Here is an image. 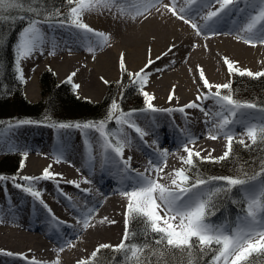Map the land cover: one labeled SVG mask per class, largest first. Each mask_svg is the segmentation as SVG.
I'll return each instance as SVG.
<instances>
[{"label": "bare ground", "instance_id": "obj_1", "mask_svg": "<svg viewBox=\"0 0 264 264\" xmlns=\"http://www.w3.org/2000/svg\"><path fill=\"white\" fill-rule=\"evenodd\" d=\"M193 2L194 0H174L177 10L185 8L187 13L193 9ZM138 6L135 0H116L107 6L102 4V8L89 15L90 19L86 18L107 38L108 46H105L102 54L91 64V70L102 71V78L113 76V62L122 53L130 70L133 66L135 70L143 68L149 57L155 61L147 70V89L154 96L152 103L157 111L144 110L129 115V119L147 135L141 139L135 131L125 125L119 134V138L128 141L122 157L107 149L100 134L91 129V136L87 138L86 143L79 142L74 132L69 130L68 135L59 133L57 140L52 134L49 135L51 140L47 141L46 137L39 136L40 143L37 144L30 142L31 138L27 135L18 136L14 147L29 152L27 164L19 177H39L43 169L51 165L50 170L62 174L63 178H57L59 189L56 187V181L40 180L36 185L33 183L32 187L41 192L39 199L20 193L19 189L13 187L11 179L5 181L12 192L6 196L7 203L1 204L0 201V264H24L23 260L17 258L20 254L42 264H52L53 261H58V264H76L82 255L91 254L98 244H118L125 231L121 223V219L125 222L121 193L125 188L130 189L134 182L130 177H135L138 173L150 174L157 178L155 172H146L150 158L158 157L164 149L168 150L163 172L159 174L164 178L158 179V182L171 186L172 177L168 174L174 173L182 164L181 157L186 153L180 143L186 137L197 138L195 143L188 144V147L200 152L202 156L211 153V156L220 157L226 150L227 141L223 135H219L215 140L208 138L213 125L220 120V117L215 115L219 109L211 99L197 101V96L207 91L203 89L199 79V70L202 69L208 81L215 85L225 83L226 72L221 67L224 58L237 61L241 68L249 67L252 71L255 70L253 67L261 68L264 63L262 47L245 43L249 35L244 30L247 20L236 25L235 20L232 21L236 27L233 39L224 37L225 40L214 42L207 39L211 38L210 36L200 38L189 24L177 19L160 4L144 15H137ZM217 7L218 4L207 7L204 14L193 18L192 22L205 25L207 22L203 17ZM223 19L230 20L226 15ZM215 27L216 24L213 23L205 30H217ZM56 31L66 39L76 42L75 50L79 53L84 51L83 47L88 46L83 40L87 37L84 34L79 35L61 27ZM228 33L234 32L228 29ZM42 35V45L25 58L26 61H37L36 64L40 66V59L52 55L56 72L70 70L69 73H75L81 89L86 92H98L100 88L103 90V86L100 87L96 83L94 74L86 71L85 56H57V52H69L73 46L65 48L45 32H42ZM149 42L150 47L147 45ZM164 42L168 45L161 51L148 55L149 50L152 52ZM173 45L175 47L169 52ZM61 48L64 50H60ZM157 57L161 59L157 60ZM168 58L173 61L179 58V63L170 66L164 64L163 70L157 71V63L167 62ZM181 60H184L183 63ZM66 74L65 72L63 76ZM173 88L174 98L169 101ZM190 102H197L200 107L185 108ZM181 108H184V111H180ZM242 111L250 114L248 109ZM205 112H208V115H205ZM246 119L251 120L249 115ZM233 127L237 133L234 137L243 139L246 143L251 140L240 124ZM43 139L45 141H42ZM11 140L12 138L7 136L0 141L9 144ZM58 152L63 153L64 159L61 162L56 160ZM67 181L76 182L79 188ZM245 187L247 186H243ZM61 190L66 196L61 194ZM81 217L83 220L87 219L88 227H84ZM69 241L71 246H68ZM77 245L80 247L75 249ZM61 246L64 250L57 253Z\"/></svg>", "mask_w": 264, "mask_h": 264}, {"label": "snow or ice", "instance_id": "obj_2", "mask_svg": "<svg viewBox=\"0 0 264 264\" xmlns=\"http://www.w3.org/2000/svg\"><path fill=\"white\" fill-rule=\"evenodd\" d=\"M30 3V0H28ZM68 4L75 3V7L70 8L69 17L67 19L58 18L56 23L61 26L67 25L74 27L78 30H84L88 33H93L94 30L81 20L82 13L97 4H104L105 6L115 3L116 0H66ZM197 4H203L205 7H210L213 4H218L215 10H210L203 19L207 22L201 26L192 22L191 17L186 15V9L180 8L177 10L174 0L172 3L165 4L163 0H135L137 7V15H144L149 12L152 7L160 4L169 13L175 16L177 19L182 20L185 24H189L197 35L203 34L205 28H209L211 24L215 23L221 18L222 15L228 14L233 9L240 12H245L246 9L250 10L249 17L246 22L245 31L249 33L245 39V43H252L255 40L264 43V0H194ZM26 0H0V13L5 11V5L9 10L17 9L20 11H29L35 13L38 12L32 7L25 8ZM244 5V7H240ZM159 10V9H157ZM57 17H60L59 11L56 13ZM11 19V17H7ZM23 18V17H21ZM0 19H4L0 15ZM51 14L45 16L44 20L32 19L29 21L26 27L19 33L17 43L15 45V52L17 56V68L19 59L27 58L33 54L43 43V35L39 25L43 23H49ZM97 36L104 37V33H94ZM215 34V33H213ZM207 38V37H206ZM174 45L169 48V52L172 51ZM150 52V50H149ZM167 55V53H165ZM161 57H157V60ZM224 65L227 68L229 75L237 74L239 76L249 77H264V71L253 73L247 69H240L234 66V62L224 58ZM155 63L149 58L148 63L139 72L133 74L128 73L126 69V58L122 53L119 60V66L122 72L129 76H134V83L143 85L148 79V69ZM161 71V69H157ZM75 73L69 75L68 80L71 81ZM23 80L22 75L17 77ZM103 79V78H101ZM199 79L202 82L203 89L207 91L201 92L197 96V101L205 99H211L215 102V105L219 109L215 115L220 117L218 123L213 125V129L210 130L208 138L217 139L219 135H223L226 138V150L223 155L218 159H226L230 156L235 132L234 125L240 124L247 136L255 144L257 140L264 141V116L260 117L259 122H255L256 117L252 116L251 120L246 119L250 114L244 113L243 109H259L261 113H264V108L251 102H242L236 100L231 91L224 94L222 90H230V83L224 84H211L206 78L202 69L199 70ZM104 83H108L104 81ZM78 87V85L74 86ZM215 88L216 91L212 92L211 89ZM175 89L169 94V101L174 98ZM140 94L144 98L145 110L157 111L152 101L154 96L147 91L140 89ZM185 108H199L200 104L197 102H190L184 106ZM119 108V105L113 101L110 106L107 119L111 121L113 119L114 112ZM184 111V108L179 109ZM203 110V109H201ZM135 111V110H134ZM171 111V110H166ZM208 115V112H205ZM115 122L117 125H126L128 128L135 131L142 139L147 133L143 131L134 121L129 119L122 111L121 114L115 116ZM207 123V122H206ZM39 122L32 120H21L15 127L21 125H32ZM60 129H84L93 130L99 132L103 141V145L113 151L116 156L122 157L125 144L128 142L125 138L116 139L115 144L111 142V134L106 131V125L103 120L92 122H74V123H58L54 125ZM86 135L85 133H82ZM196 137H186L184 141L180 143V147L187 157H181L183 165L175 169L174 173L168 174L171 178V186L158 182L160 173L163 172L164 161L168 155V150L164 149L160 152V155L156 158L149 159V166L146 172L156 173L154 178L152 175H145V173H138L135 177H130L134 182L130 189L125 188L122 191V195L127 198V205L125 209V233L121 242L116 246L108 244H101L91 253L89 259H80L77 264H92L93 260L97 257L101 249L112 248L116 252L130 251L132 257L137 256L138 245L129 244V217H141L143 218L146 228L151 233L156 234L159 238L156 239V244H166L172 249L191 250L194 246H199L203 252L205 250H212L213 246H218L215 249V255L212 258L210 264H252L255 257L264 256V169L259 173H256L250 177H210L208 180L197 177L192 179L188 174L192 168L195 167L194 157L201 160L214 159L211 153L206 157H201L200 152H194L188 147V144H194ZM154 143H156L154 141ZM239 143L243 144L241 139ZM27 153L23 154L26 157ZM64 159L63 153L58 152L56 154L57 162H61ZM130 160V158H129ZM51 165L44 168L39 177H19L24 181V184L17 183V176H12L13 187L22 190L25 193L30 194L32 197L39 199L41 192L32 187L34 182L44 181H56V187L59 189L60 185L57 180L59 177L62 179V174L52 172ZM127 168V162H125ZM23 168V162L21 163V169ZM9 177L0 175V181H7ZM210 180H221L226 182V185L231 187L235 186H247L244 188L245 195L247 197V206L244 209L245 215L239 218L237 227L232 231H225L221 227L214 226L207 222L208 215L212 214L209 211L210 207V195L204 191V186L209 183ZM258 181L257 183H253ZM87 182V181H85ZM67 183L79 188V184L74 181H67ZM87 191V190H85ZM219 191V189H217ZM61 194L65 195L62 192ZM94 211V210H93ZM114 223V221H113ZM84 227H88L87 219L83 220ZM68 246H71V242H68ZM64 247L61 246L57 249V253L62 252ZM8 255H12L8 253ZM18 259L23 260L24 264H42V262L35 259L29 260L23 254H20ZM52 264H58V261H53Z\"/></svg>", "mask_w": 264, "mask_h": 264}, {"label": "trees", "instance_id": "obj_3", "mask_svg": "<svg viewBox=\"0 0 264 264\" xmlns=\"http://www.w3.org/2000/svg\"><path fill=\"white\" fill-rule=\"evenodd\" d=\"M75 6V3L68 4L66 0H30V3L26 0L25 8H34L39 13L38 16L33 12L9 10L7 5L4 6L5 11L0 13L4 17L0 19V131L21 120L52 124L106 121L115 98H118V105L124 111L145 107L140 84L134 83V78L128 81V77L121 76L120 81L126 83L121 89L118 88L120 81L110 82L102 101L91 102L77 98L74 85L67 80L57 81L50 69L41 71L38 76L42 99L31 102L24 97V82L17 78L19 72L15 45L19 33L30 20H44L48 14H51L50 21L67 19L70 8ZM57 11L60 17L56 16ZM231 87L222 92L227 94L231 91L236 100L251 102L264 108V77L236 74L233 77V88ZM105 125L112 137L113 123L108 120ZM194 161L195 167L188 173L193 180L197 177L206 180L210 177H250L264 169V141L257 140L255 144L247 146L234 141L230 156L219 163H205L197 157H194ZM22 162L23 156L13 151L0 156V175H16ZM215 181L216 185L209 193V211L212 214L208 217L221 210H241L243 202L236 186L230 188L224 181ZM128 228V243L139 247L137 256L116 252L112 248L101 249L92 264H210L218 247L214 245L212 250L202 252L199 246H194L189 251L156 244L159 237L147 230L141 217H129ZM252 264H264V256L255 257Z\"/></svg>", "mask_w": 264, "mask_h": 264}, {"label": "rangeland", "instance_id": "obj_4", "mask_svg": "<svg viewBox=\"0 0 264 264\" xmlns=\"http://www.w3.org/2000/svg\"><path fill=\"white\" fill-rule=\"evenodd\" d=\"M166 2L169 4V3H171V0H164V3H166ZM193 4H194L193 5V9L190 12H188V13L186 12V14L189 17H191L192 20H193V18H195L197 16L200 17L201 15H203L204 12H205V9L207 8L203 4H197L195 2H193ZM242 6L243 5H240V7H242ZM99 8H102V4H97V5H94V6L90 7V8H88V9H86L82 13V15H81L82 22L85 23V24H87V25H89L94 30L93 33H88L87 31H84V30H78V29H76L74 27H69L67 25L61 26L58 23L53 22V21H50L49 23H43V24L39 25V27L41 29V32H45L46 34H48L49 37L53 38L58 43L63 44L65 48L66 47L73 46V49H69V52L68 51H65L64 48H61L60 50H64V51L63 52H57V56L58 55H65V56H68V57H72V56H77V54H79L78 56H80V57H84L85 56L86 57V60H87V63L86 62L84 63V65H86L85 66L86 67V71L89 70L87 72H91V74H94L93 76H94V79H95L96 83L100 87L103 86V90H102V88H100V90L98 92H96V91H94V92L93 91H90V92L84 91L83 89H81L80 81L78 79V76H76V75H74L72 77L71 81H69L68 80V77L72 73H69L70 70L56 72L54 70L55 68L53 66V59H54L53 57L54 56L52 57V55H46V57L40 59V60H42L40 66L36 64L37 61L30 63V62L26 61L25 58H21V59H19L18 72H19V75H22L23 76L24 87H23V92L22 93H23L24 97L28 101L38 102V101H40L42 99V94H41V90H40V86H39V82H38V76H39V74H40L41 71L47 70V69H50L51 70V72L53 73V75L55 76V78L57 79V81L67 80L68 82H70L74 86L78 85V87H74V94H75V96H77V98H79L81 100H88V101H91V102H100V101H102V99L104 98V96L106 94V91L108 90L109 83L110 82H117L118 83V81H120L121 76H123V78L124 77H128V81H131V79H133V78L135 79L134 76H129L126 73H124V72L121 71L120 66H119L120 57L119 58H116L115 61L113 62L114 74L110 78H107L106 77V78H103V80H101V78H102V71L99 70V69H93V70H91V68H92L91 67V64L94 63L95 59L99 56V54H102V52L104 51L105 46H108V44H107L108 42H107L106 36L100 37V36H97V35L94 34V33H102V31L99 28L97 30L96 29L97 27L92 26L88 22L89 19H90L89 18L90 17L89 15L91 13H93L94 11L98 10ZM249 13H250V10L249 9H246L245 12H243V13L240 12V11H238V10H236V9H233L228 14H225L226 16L229 17L230 20L226 21L225 19L222 18L225 15H222L221 18L214 23V24H216V27L215 28L217 30H210V29H208V30H205L203 32V34H201L199 36H200V38H204L206 36H210L211 38H207V39L212 40L214 42L215 41L216 42L217 41L220 42L221 40H225V39H223L224 37H226V38L228 37V38L233 39L234 36H235L236 27L233 25L232 21L235 20V22H234L235 25L236 24H240L241 22H244L245 20L248 19ZM86 17L89 18V19H87ZM241 18H243V19H241ZM238 19H240L239 22H238ZM229 21H230V24H228ZM58 27L65 28V29L67 28L71 32L75 31L79 35L80 34L86 35L87 37H85V39H83V40L86 41V43H87L88 46H85V47L82 46L84 51L82 53H79V51L75 50L76 49V46L75 45L77 43L76 42H73V41H71L69 39H66V37L63 36V35H60L56 31V29ZM219 28H221L220 31L218 30ZM228 29L233 30L234 33H228ZM213 33H215V34H213ZM209 40H207V41H209ZM169 44H170V42H169ZM147 45L150 47L151 43L149 42V43H147ZM166 45H168L167 42L161 43L158 47L154 48V50L152 52L150 51L148 55H153V54L158 53ZM250 45H256V46L262 47L261 50L264 53V43L259 42V40L253 41ZM82 54H84V55H82ZM218 55H222V54H218ZM149 58H147V59L149 60ZM147 59H146L145 65L148 63V60ZM168 59L169 60H167V62L159 61L157 63L158 68L161 69V70H163V66H165L164 64H166V65L168 64L170 66L171 64L176 65L177 63H179V58L178 59H175L174 61L171 60V58H168ZM40 60H39V63H40ZM142 61H143V59H142ZM183 61L184 60H181L180 62L183 63ZM220 62H221V60H220ZM233 62H234V66L235 67H239L240 69H247V70L252 71L249 67H247V68H241L240 65H239V62H237V61H233ZM221 67H223L224 68V71L226 72L225 83H230V86H232L231 88H233V77L236 74H233V75L230 76L229 73H228V71H227L226 66L224 65V62H222ZM134 68L135 67L133 66V69ZM143 68H141V69H143ZM258 68L259 67H253V69H255V70L258 69ZM126 69H127V72L128 73H133V74H135V73H137V72H139L141 70V69H137V70L131 69L130 70L129 67H128V65H127V63H126ZM254 71H252V72L255 73V72H262V71H264V63H262L261 68H259L255 72ZM65 72L67 74L63 76V74ZM104 81H107L108 83L106 84V83H104ZM125 84H126L125 82H121L120 81L118 83V88L121 89ZM141 87H143V90L144 91H147L150 94L149 90L147 89L149 87L148 80L145 81L143 85H140V88ZM215 91H216V89H214L212 92H215ZM114 101L118 104V98H115ZM123 110L124 109H121L120 106H119V108L113 114L112 121L113 120L115 121V116L120 115L121 114V111H123ZM144 110L145 109L138 110V111H134V112H139V111H144ZM248 110L250 111V115L249 116H250L251 119H252V116H255L256 117V120L254 121V123L255 122H259L260 117L261 116H264V113H261L259 111V109H248ZM131 113H133V112L126 113V114L124 113V114L126 116H129ZM98 121H100V120H98ZM107 121H108V119L106 121H104V122H107ZM18 122L12 124L5 131L0 132V140H2L3 138H6L7 136H9V137L12 138V140L10 141L11 143H9V144L1 143V141H0V156L7 154L9 151L16 152V153H18L19 155H22V156H23V154L25 152L27 153L26 157L23 156V168L22 169L21 168L19 169L18 173L16 174L17 177L20 176V174L22 173L23 169L25 168V166L27 164L28 154H29L28 151H25V150H17L14 147V145L16 143L15 141H17L19 139L18 136H20L21 134L22 135H27L29 138H31L30 139V142H34L36 144H37V142L40 143V139H38L39 136H42V137L44 136V138L46 137L45 140L47 141V140H51V138H50L49 135L52 134L53 135V138L57 140L59 133L62 134V135L63 134L68 135V133H67L68 130L69 131H73L74 134H75L76 139L79 142H81V143H86L87 140H88L87 138H89L91 136L90 135V132H89L90 129L89 130L75 129V128L60 129L58 127H54V125H52L51 123H45V122H39V125L32 124V125H21L19 127H15V125ZM124 127H125V125H117V127L113 131V134H114V138L115 139H119V134L123 130ZM85 132H86V135L82 134V133H85ZM47 137H49V138L47 139ZM236 139L241 140L238 137H236ZM45 140L43 139L42 141H45ZM250 143H251V140L248 143L244 142L242 145H247V144H250ZM192 150L194 152H197L194 149H192ZM184 157L185 158L187 157V153L185 154ZM201 157H206V156H202L201 155ZM212 157L214 159L201 160L200 158H198V160L204 161L205 163H219L221 161V159H218L219 157H216V156H212ZM181 167H185V165H183V163H182L179 166V168H181ZM3 176L9 177V179H11V177H12L11 175H3ZM21 177H24V176L22 175ZM213 182H214V180H210L209 183L204 186V191H205L206 194H207V191H208L209 187H211L214 184ZM257 182L258 181H254L253 183H257ZM17 183L24 184L25 182L22 181V180H20L18 178L17 179ZM36 184L37 183L34 182V185H36ZM239 191H240V194L242 195V197L244 199L245 208H246V206H247V197L245 195L243 186H239ZM11 192H12L11 188L6 184L5 181H0V195H1L0 196L1 197V200L0 201H1V204H5V203L8 202V198L6 196H8L9 194H11ZM20 193H22L23 195H28V196L30 195L28 193L23 192L22 190H20ZM126 205H127V198L125 196H123L122 197V206L121 207L124 209V213H125ZM244 215H245V212L236 213L233 216V219L230 220V221H228V218L225 217V215H223L221 217V219H219L218 221H209V220H207V222H209L210 224H212L214 226L221 227L225 231H229L230 232V231L234 230L237 227V225L239 223V218L242 217V216H244ZM262 215H264V213H262ZM81 220H83V217H81ZM124 220H125V217H124ZM121 223L125 227V222H123L122 219H121ZM123 237H124V235H123ZM104 244H108V245H111V246L118 245V244H116V245L115 244H112V242H108V243H104ZM99 245H101V244H98L97 247ZM78 247H80V245H77V247L75 246L74 248L76 249ZM97 247L94 250H96ZM78 251H79V249H78ZM90 257H91V254H89V255L88 254H84V255L81 256L80 259H89Z\"/></svg>", "mask_w": 264, "mask_h": 264}]
</instances>
